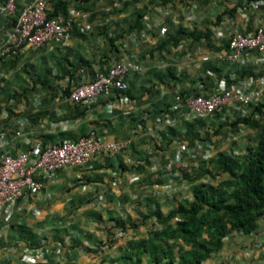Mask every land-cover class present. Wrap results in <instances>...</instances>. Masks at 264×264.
<instances>
[{
    "label": "crops",
    "instance_id": "crops-1",
    "mask_svg": "<svg viewBox=\"0 0 264 264\" xmlns=\"http://www.w3.org/2000/svg\"><path fill=\"white\" fill-rule=\"evenodd\" d=\"M3 1L0 48L7 42L16 16L2 10ZM26 1L19 0L18 6ZM63 1L74 17L67 46L50 40L39 49L25 47L17 58L0 56V104L7 105L12 116L29 120L22 126V135H15L17 126L0 114V125H9L10 142L4 150L15 155L28 149L26 137L47 143L90 129L104 141L123 143L124 149L115 155L99 152L80 165L62 168L44 181L37 199H21L9 225L0 228V261L8 260L7 264H23L21 248L36 244L42 235L48 238L50 249L42 264H111L141 240L167 225L175 226L177 217L163 223L154 215L156 210L165 216L180 204L191 202L199 187H214L228 178L218 168L217 182L208 178V172L213 173L210 166H216L213 160L220 153L233 157L246 152L237 132L214 131L216 124L209 123L208 118L191 121L185 116L166 128L159 127L146 113L171 98L174 91L192 88L197 81L208 92L214 91L218 78L231 66L217 59V41L232 31L264 26V5L250 8V0ZM85 12L91 30L82 33L79 27ZM137 15L140 22L130 29ZM162 26H167V33L160 32ZM179 27L207 32L208 37L185 36L173 43L168 34ZM148 52L153 54L146 57ZM133 54L141 70L126 76L130 87L127 95L111 93L89 107L68 100L70 79L88 77L113 56L127 61ZM261 56L262 52L253 53L247 71L259 73L264 68ZM162 63L170 64L167 70L160 67ZM167 73L175 79L166 80ZM228 113L224 109L220 120L228 119ZM138 121L142 127L135 125ZM227 123L221 122L219 128ZM168 130L169 147L162 150L155 136ZM180 142L188 143L193 158H177ZM134 175L138 179L133 180ZM32 206L38 207L39 214H32ZM99 207L101 213L97 212ZM56 219L68 224L60 233L51 226ZM119 225L124 231L116 237ZM59 242L62 247L56 252ZM173 250L176 252L177 247ZM134 258L119 259L114 264H130ZM253 263L264 264L263 217L250 232L231 230L221 247L200 264ZM141 264H151L146 252L141 254Z\"/></svg>",
    "mask_w": 264,
    "mask_h": 264
},
{
    "label": "built area",
    "instance_id": "built-area-1",
    "mask_svg": "<svg viewBox=\"0 0 264 264\" xmlns=\"http://www.w3.org/2000/svg\"><path fill=\"white\" fill-rule=\"evenodd\" d=\"M18 1L4 0L1 5L5 13L16 16L8 40L0 48V56H18L25 47L39 49L50 40L55 41L60 47L67 46L70 30L74 25L72 12L58 11L48 16L50 5L58 0H27L20 7ZM261 5H264V0L249 1L250 8H258ZM82 19L85 21L79 27V31L82 33L90 31L91 25L86 12L82 14ZM167 31V26L160 27L161 33ZM217 47V59L226 61L231 66L218 78L214 91L208 92L200 81L192 88L174 91L171 98L162 101L155 109L146 113L159 127L177 125L185 116L191 121L208 118L209 123L216 124L214 131L219 129L221 122L230 120V116L235 119L264 120V111L256 110V107L264 102V68L259 73L249 72L246 68L255 51L262 52L260 61L264 63V26L246 32L232 31L225 39L217 41ZM151 54L153 52H148L145 56L149 57ZM169 66L167 63L160 65L166 70ZM140 70L141 64L136 55H131L127 61H120L113 56L104 67L89 74L88 77H81L79 81L70 79L66 87L67 98L73 103H83L89 107L111 93L127 95L130 87L126 76ZM174 79V75L167 73L166 80ZM224 109L229 110V116L228 119L221 121L220 116L223 115ZM0 114L17 126L14 130L15 135H22V126L29 121L26 116H12L8 106L1 104ZM135 125L142 127L141 121ZM8 127L7 124L0 125V228L9 225L14 211L18 209L19 201L23 198L37 199L42 193L44 181L52 179L58 170L80 165L99 152L115 155L124 149L123 143L104 141L96 130L90 129L76 137H64L47 143L26 137L28 149L13 155L4 150L10 142ZM183 131L186 132L187 129ZM170 139V130L159 132L155 136L156 145L162 150L168 149ZM210 144L206 143L207 148ZM183 156L194 157L186 142L178 144L177 158ZM132 179L136 180L138 176L134 175ZM30 210L32 214H39L36 206H32ZM101 211L102 208L99 207L97 212ZM261 217L264 218V210ZM62 220L56 219L51 222L54 231L59 232L60 228L68 225ZM123 231L121 226L118 227L115 236H121ZM61 247L62 243L59 242L55 248L56 252H59ZM20 251V261L23 264L46 263L50 251L47 237L42 235L36 244L25 245ZM8 262L4 260L0 261V264Z\"/></svg>",
    "mask_w": 264,
    "mask_h": 264
},
{
    "label": "trees",
    "instance_id": "trees-1",
    "mask_svg": "<svg viewBox=\"0 0 264 264\" xmlns=\"http://www.w3.org/2000/svg\"><path fill=\"white\" fill-rule=\"evenodd\" d=\"M66 9L65 1H54L48 16L58 11L66 13ZM140 18V15L134 18L130 29L138 25ZM168 35L173 43L185 36L193 39L208 37L207 32L186 31L182 27ZM256 110L264 111V102ZM236 121L264 131V120L237 118ZM213 161L219 170L228 174L227 179L214 187H199L191 202L180 204L165 216L156 210L154 215L163 223L177 217L175 226L167 225L110 263L114 264L119 259L127 261L135 256L130 264H141V254L146 252L151 264H200L221 247L223 238L231 230L250 232L255 229L256 220L264 210V134L259 136L254 147H246L241 156L220 153ZM175 246L176 252L173 250Z\"/></svg>",
    "mask_w": 264,
    "mask_h": 264
},
{
    "label": "rangeland",
    "instance_id": "rangeland-1",
    "mask_svg": "<svg viewBox=\"0 0 264 264\" xmlns=\"http://www.w3.org/2000/svg\"><path fill=\"white\" fill-rule=\"evenodd\" d=\"M230 117H231L230 120H232V121L230 122V124H229L230 120L227 121L228 123L226 125L222 124L221 127L219 128L221 130L220 133H223V131H225V130H227V132L231 131L232 133L237 132V134L239 135L238 139L239 140L241 139L240 142L242 143L243 148L245 146L246 147H254L257 144L259 136L264 134V131H262L259 127L255 128V127H252L251 125L249 126V125L243 124L241 122H237L236 119L233 118V116H230ZM224 126H226L227 128L225 129ZM216 131H218V129ZM243 139H244V141H242ZM230 151H231V149H230ZM237 151H239V150H237ZM241 155L242 154H238V156H241ZM210 167H211L214 174L209 171L208 172L209 173L208 178L211 179L213 182H217V178L215 177V175L218 174L215 171V169H217V167L215 165H212ZM63 227H65V225ZM61 231H62V229H60V231L57 233H60Z\"/></svg>",
    "mask_w": 264,
    "mask_h": 264
}]
</instances>
